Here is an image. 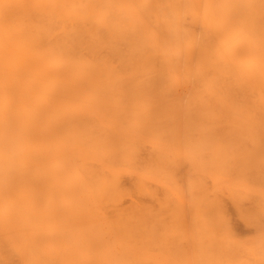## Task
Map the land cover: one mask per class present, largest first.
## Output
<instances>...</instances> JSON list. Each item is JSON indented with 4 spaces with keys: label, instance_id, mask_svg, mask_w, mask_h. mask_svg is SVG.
I'll list each match as a JSON object with an SVG mask.
<instances>
[{
    "label": "bare ground",
    "instance_id": "1",
    "mask_svg": "<svg viewBox=\"0 0 264 264\" xmlns=\"http://www.w3.org/2000/svg\"><path fill=\"white\" fill-rule=\"evenodd\" d=\"M0 264H264V0H0Z\"/></svg>",
    "mask_w": 264,
    "mask_h": 264
},
{
    "label": "rangeland",
    "instance_id": "2",
    "mask_svg": "<svg viewBox=\"0 0 264 264\" xmlns=\"http://www.w3.org/2000/svg\"><path fill=\"white\" fill-rule=\"evenodd\" d=\"M237 222H238V223H237ZM237 222H236L237 225L235 224V225H236V228H237L239 231H245L246 228L242 225V223H241L240 221H238V220H237Z\"/></svg>",
    "mask_w": 264,
    "mask_h": 264
}]
</instances>
